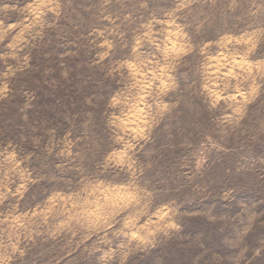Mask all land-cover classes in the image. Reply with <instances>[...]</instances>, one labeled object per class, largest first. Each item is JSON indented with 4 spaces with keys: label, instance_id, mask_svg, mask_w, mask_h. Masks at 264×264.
Wrapping results in <instances>:
<instances>
[{
    "label": "rangeland",
    "instance_id": "obj_1",
    "mask_svg": "<svg viewBox=\"0 0 264 264\" xmlns=\"http://www.w3.org/2000/svg\"><path fill=\"white\" fill-rule=\"evenodd\" d=\"M0 264H264V0H0Z\"/></svg>",
    "mask_w": 264,
    "mask_h": 264
}]
</instances>
